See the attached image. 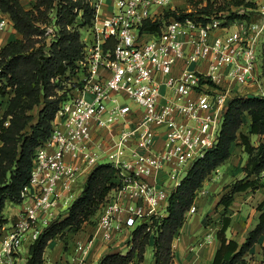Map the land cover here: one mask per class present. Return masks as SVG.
I'll use <instances>...</instances> for the list:
<instances>
[{
  "label": "built area",
  "instance_id": "built-area-1",
  "mask_svg": "<svg viewBox=\"0 0 264 264\" xmlns=\"http://www.w3.org/2000/svg\"><path fill=\"white\" fill-rule=\"evenodd\" d=\"M188 1L112 0L100 17L103 0H95L92 35L82 37L75 72L60 76L67 97L35 150L25 206L0 234V264L27 260L24 241L58 220L78 179L85 183L102 163L116 168L115 186L93 232L77 242V263L96 239L115 242L143 218L163 215L171 191L218 141L230 100L264 96V8L259 18L231 23L214 15L164 19L166 10L191 11ZM158 19L159 32L141 29ZM12 27L0 8V44ZM196 209L194 203L187 213Z\"/></svg>",
  "mask_w": 264,
  "mask_h": 264
},
{
  "label": "trees",
  "instance_id": "trees-1",
  "mask_svg": "<svg viewBox=\"0 0 264 264\" xmlns=\"http://www.w3.org/2000/svg\"><path fill=\"white\" fill-rule=\"evenodd\" d=\"M189 2L191 11L166 10L164 19L190 16L200 20L209 15L226 17L228 23L235 19H253L231 12L228 6L217 5L215 0ZM232 2L237 6L257 8L256 2L251 0ZM0 8L9 14L19 34L0 48V97L7 99L6 109L0 116L1 234V228L8 222L4 215L7 202L22 201V190L30 181L35 150L52 133L55 114L67 97L60 76L68 71L75 72L76 61L82 56L85 45L82 30L93 24L96 7L95 0H33L30 8H26L21 0H0ZM225 11L229 13L224 14ZM161 24L162 19L145 20L141 29L159 32ZM246 117H249L248 122ZM251 134L260 135L257 144L252 142ZM236 141L248 154L245 175L232 182L219 200L225 211L223 225L217 231L220 246L212 264H246L249 249L264 234V203L258 204V222L242 243L226 235L231 223L227 208L235 193L264 186L261 179L264 171V96H234L230 100L218 141L193 162L188 173L171 191L165 213L143 218L131 231L128 250L125 253L119 250L107 252L98 264L141 262L150 243L154 264H174L173 241L188 218L187 211L208 177L230 158ZM115 176L113 165L95 166L66 214H61L29 244L27 264H46L45 252L51 239L61 237L66 241L84 225H95L102 204L115 186Z\"/></svg>",
  "mask_w": 264,
  "mask_h": 264
},
{
  "label": "crops",
  "instance_id": "crops-1",
  "mask_svg": "<svg viewBox=\"0 0 264 264\" xmlns=\"http://www.w3.org/2000/svg\"><path fill=\"white\" fill-rule=\"evenodd\" d=\"M21 1L26 8H30L33 2V0ZM111 6L112 0H103L99 10V16L102 17L108 14L110 12ZM18 36L19 34L16 32L14 27L3 32L1 35L2 42L0 44V48L5 42L15 39ZM248 121L249 117H246V122ZM250 138L254 144H257L260 139V135L251 134ZM238 150L242 152V165L245 166L248 154L244 151V148L239 143V141H236L232 146L230 158L225 163L220 165L208 177L204 183V186L199 190L200 194L195 200V204L198 209L197 212H194L188 216L179 233L174 238V264H212L214 254L220 246V240L217 237V231L223 225L222 215L225 211L224 205L220 204L219 200L221 196L229 189V186L225 188V185L228 183L230 174L233 173V171L236 172L237 170V167H234L232 164L231 159L233 160L234 158L233 152L236 153ZM263 172L261 174L262 181H264ZM213 191H215V193L218 192V194L214 195ZM262 202L264 203V186H260L256 189L248 188L235 193L233 202L227 208V213L231 217V223L226 230V235L229 238L235 239L239 243H242L245 240L248 231L252 229L258 222L259 211L257 206ZM24 206L25 203L23 204V207ZM22 209L15 211H17L19 215ZM15 220L16 218L9 219V221L2 227L1 233L5 232ZM81 230L75 234L68 235L70 237H73V235L77 236ZM129 236L130 232H128V234H126V232L123 234L119 233L115 239L116 246L120 247L123 242L127 241ZM81 239H85V237H82ZM79 241L81 240H78V242ZM27 243L28 239L24 241L25 247L22 254L28 253L29 247L27 246ZM71 243L72 242H69L68 248ZM125 245H127V243L123 246ZM148 247H150L151 250V259L145 257L141 262H132L130 264H154L155 258L152 243H150ZM263 247L264 234H262L258 241L249 249L248 253L246 254V264H264ZM105 249L106 245H103V242H101L99 239L97 240L95 247L92 249L89 256H94V254L99 255L103 251L105 252ZM147 249L145 256L147 254ZM46 252V264H66V260L70 263V261H75L74 258L77 255L76 248L73 254H70V249L66 248L64 245V238L61 237L51 239L46 247ZM75 263L77 264L76 261Z\"/></svg>",
  "mask_w": 264,
  "mask_h": 264
},
{
  "label": "rangeland",
  "instance_id": "rangeland-1",
  "mask_svg": "<svg viewBox=\"0 0 264 264\" xmlns=\"http://www.w3.org/2000/svg\"><path fill=\"white\" fill-rule=\"evenodd\" d=\"M215 1H216V4L217 5L221 4V5L228 6V8L230 9L231 12H236L238 14H246V15H249L250 17H252V18L254 17L253 19L259 18L260 12H261L260 11V8H264V0H251V1L256 2V4H257V8L256 9H252L251 7H246L245 5L237 6V5H235L232 2V0H215ZM177 3L178 4H182L181 1H177ZM185 5H186V3L183 6H185ZM187 6L189 7V9H192V4L189 1L187 2ZM228 13H229V11H225L224 12V14H228ZM88 35H89V38L92 35L91 32H89V29H83L82 30V37L88 36ZM123 97L126 98L127 102H129L131 105H133V106L135 105L130 98L125 97V96H123ZM6 103H7L6 96H4V98L0 97V116L4 113V111L6 109V106H7ZM241 153L242 152H240L239 150L236 153L233 152L234 158H233V160L231 159V162L234 165V167L235 166L237 167V170H236V172L233 171V173L230 174V178L228 180V183L225 185V188L228 187L229 185H231V183L234 182L235 180H239L242 177H244V175H245L244 165H242V157L243 156H242ZM105 160L106 159H104L103 161H105ZM84 180H85V177H82V176L78 179L77 184L74 186V188H73V190L71 192V197L69 198V201L66 204H63L62 209H59L58 210L59 216L61 214H66L67 208L69 207V205L78 197V195L80 194V192H81V190L83 188ZM213 192H214V195H217L218 194V192L217 193H215V191H213ZM23 204H24L23 202H20V203H10V202H7L6 207L4 209V215H5V217L7 218L8 221H9V219H15V218L17 219V218H19V215H18L17 211H15V210L22 209ZM197 210L198 209H196L195 212H197ZM20 213H21V211H20ZM190 215L191 214H188L187 213V216H190ZM84 226L85 227L82 228L81 232H79L77 234V236H75V235H73V237L72 236L71 237L68 236V238H67L66 241L64 239V245L66 246L67 249H70V254H73V252H74V250L76 248V245H77L78 240H83V239H81L82 237H85L86 238L89 234H91L93 232V226L94 225H90L89 226V224H86ZM131 231H132V228L129 229V230L125 229L121 234H123L125 232H126V234H128V232H131ZM99 239L101 240V242H103V245L104 244L106 245V249L107 250L105 249V252L103 251L99 255L94 254V256L92 255L91 257L89 256L90 255L89 254L88 255L89 258L87 257L84 260L83 263H77V264H98L99 260L107 252H110V251H118L119 250L122 253H125L128 250V248H129L128 245L123 246L126 243L128 244V239H127V241L123 242V244H121L120 247H117L116 244H115V242H112V241H110V242L104 241L101 238H99ZM99 239H96V242ZM74 241H75V243H74ZM31 242H32L31 240H28V243H27V246L28 247H29V244ZM69 242H72V243H71V245L68 248ZM107 245H108V247H107ZM24 247H25V244L23 245V249H24ZM94 247H95V245L93 246V248ZM25 255H26V253H23V256H25ZM145 257L151 259V250H150V247H148L147 254H146ZM25 261H26V259L23 258L22 261H21V263H25ZM26 264H27V261H26ZM66 264H76V263H75V261H72V262L70 261V263H69V261L66 260Z\"/></svg>",
  "mask_w": 264,
  "mask_h": 264
}]
</instances>
